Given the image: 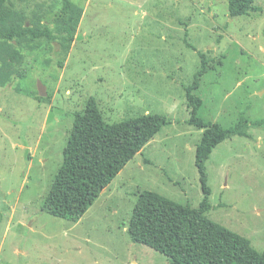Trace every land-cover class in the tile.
Masks as SVG:
<instances>
[{
  "label": "rangeland",
  "instance_id": "374dc122",
  "mask_svg": "<svg viewBox=\"0 0 264 264\" xmlns=\"http://www.w3.org/2000/svg\"><path fill=\"white\" fill-rule=\"evenodd\" d=\"M73 1L76 39L14 43L23 76L0 85V264H171L133 241L129 225L142 191L192 208L204 200L196 166L204 129L190 124L186 90L202 66L199 51L209 64L193 90L203 99L199 116L225 127L242 115L251 123L250 136L213 148L207 216L264 250V127L253 124L264 119V0L235 17L229 0ZM8 3L23 15L17 24L59 26L62 0ZM91 97L109 123L146 113L168 123L73 221L44 204Z\"/></svg>",
  "mask_w": 264,
  "mask_h": 264
},
{
  "label": "trees",
  "instance_id": "16d2710c",
  "mask_svg": "<svg viewBox=\"0 0 264 264\" xmlns=\"http://www.w3.org/2000/svg\"><path fill=\"white\" fill-rule=\"evenodd\" d=\"M257 0H229L230 15H248L257 10ZM59 26L46 23L31 26L16 13L8 0H0V85L6 86L16 71L14 61L21 55L14 43L76 39L72 17H79L73 0H62L54 14ZM13 43V44H12ZM190 47H195L189 45ZM202 66L194 83L186 87L187 100L193 106L190 124L204 129L196 148V166L204 192L199 208L179 204L155 191L139 193L129 225L133 241L146 244L166 255L171 264H264V250L256 249L249 238L207 216L212 209L206 163L213 148L233 136H250L251 123L245 115L231 127L206 122L198 112L203 99L193 93L208 72V59L199 51ZM10 58V59H9ZM168 123L158 113H146L119 122L104 119L98 102L91 97L84 111L76 114L74 127L64 149V161L51 186L44 210L61 218L79 221L115 177ZM264 127V119L253 122Z\"/></svg>",
  "mask_w": 264,
  "mask_h": 264
},
{
  "label": "water",
  "instance_id": "95a60500",
  "mask_svg": "<svg viewBox=\"0 0 264 264\" xmlns=\"http://www.w3.org/2000/svg\"><path fill=\"white\" fill-rule=\"evenodd\" d=\"M39 94L40 96H45L47 94L46 86L43 85L41 82L39 84ZM105 191V190H103Z\"/></svg>",
  "mask_w": 264,
  "mask_h": 264
}]
</instances>
